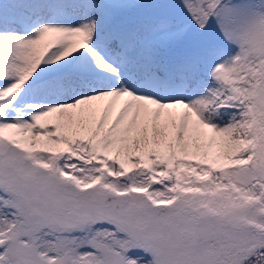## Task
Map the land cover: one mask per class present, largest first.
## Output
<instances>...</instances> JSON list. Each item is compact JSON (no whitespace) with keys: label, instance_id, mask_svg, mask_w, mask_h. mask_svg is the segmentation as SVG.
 <instances>
[{"label":"snow or ice","instance_id":"snow-or-ice-1","mask_svg":"<svg viewBox=\"0 0 264 264\" xmlns=\"http://www.w3.org/2000/svg\"><path fill=\"white\" fill-rule=\"evenodd\" d=\"M0 264H264V0H0Z\"/></svg>","mask_w":264,"mask_h":264}]
</instances>
